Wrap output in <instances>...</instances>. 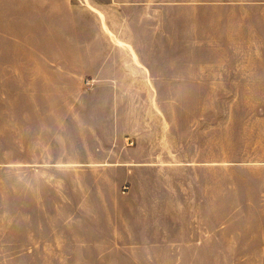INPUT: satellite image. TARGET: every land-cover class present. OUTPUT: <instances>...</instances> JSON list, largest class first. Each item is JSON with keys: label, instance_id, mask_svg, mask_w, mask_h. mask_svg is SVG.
Returning a JSON list of instances; mask_svg holds the SVG:
<instances>
[{"label": "crops", "instance_id": "1", "mask_svg": "<svg viewBox=\"0 0 264 264\" xmlns=\"http://www.w3.org/2000/svg\"><path fill=\"white\" fill-rule=\"evenodd\" d=\"M72 1L50 60L0 62L15 226L264 262V0Z\"/></svg>", "mask_w": 264, "mask_h": 264}, {"label": "rangeland", "instance_id": "2", "mask_svg": "<svg viewBox=\"0 0 264 264\" xmlns=\"http://www.w3.org/2000/svg\"><path fill=\"white\" fill-rule=\"evenodd\" d=\"M72 2L79 4L78 0ZM46 4V0H0V62L50 60L53 42L57 35H62L63 28L49 19ZM15 145L14 129L0 124V264H264L177 261L174 246L133 245L127 239L111 245L108 240L96 241L79 231L76 240L67 243L59 228H18ZM77 222L78 219L73 227ZM81 238L86 241L83 245Z\"/></svg>", "mask_w": 264, "mask_h": 264}, {"label": "built area", "instance_id": "3", "mask_svg": "<svg viewBox=\"0 0 264 264\" xmlns=\"http://www.w3.org/2000/svg\"><path fill=\"white\" fill-rule=\"evenodd\" d=\"M133 145V142L132 141H129V146Z\"/></svg>", "mask_w": 264, "mask_h": 264}]
</instances>
